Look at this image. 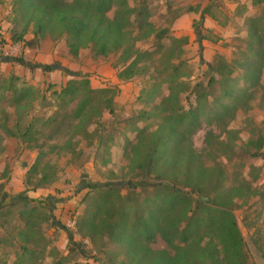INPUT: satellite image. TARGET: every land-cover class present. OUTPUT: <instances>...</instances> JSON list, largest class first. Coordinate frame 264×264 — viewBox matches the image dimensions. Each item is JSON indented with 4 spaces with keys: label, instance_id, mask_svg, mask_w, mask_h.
Instances as JSON below:
<instances>
[{
    "label": "rangeland",
    "instance_id": "374dc122",
    "mask_svg": "<svg viewBox=\"0 0 264 264\" xmlns=\"http://www.w3.org/2000/svg\"><path fill=\"white\" fill-rule=\"evenodd\" d=\"M128 1L130 6L140 2ZM252 1L254 5L251 9H248L250 5L247 0L240 3L242 6L231 0H147V4L154 27L170 31L168 39L163 42L164 48H174L175 56L180 54L184 61L178 73L184 89L180 104L186 110L206 105L204 101L202 104L196 101L194 89L199 84L202 87L197 89L198 93H211L207 101L214 110L219 107L232 109L238 104L237 111L229 110L221 118H217V112H213L212 118L204 117L191 142L205 168L219 166L223 170L222 195L233 200V213L244 238L247 264H264V147L258 152L250 145L264 137V76L258 86L249 87L243 84L242 71L238 70L234 75L236 87L241 89L243 95L237 103V100L228 102L221 98V79L211 71L220 58L232 65L246 63L249 43L247 19H260V27L264 30V0ZM13 2L0 0L4 21H12ZM3 26H0V31L6 34H0V80L17 77L20 81L15 85L20 87L25 83L33 89V93L18 114L11 101H0V111L6 110L12 115L7 123H1L0 151L5 139H11L8 149L18 156L14 164L18 172L15 183L20 188L21 183L25 186V190L12 192L9 201L4 204L9 205L17 198L13 203L16 206L7 207L0 213V264H18L17 259L21 256L29 258L21 250L27 233L24 220L20 217L21 211L34 212L36 231L45 240L41 242V247L48 244L46 251H36L38 259L35 264H135L133 255L128 256L125 246L107 244L102 250L94 249L88 240L78 234L76 223L87 201L98 188L109 183L125 185L130 182L127 175L129 161L124 153L136 143L138 132L134 131L147 129L153 132L159 124L154 117L146 118L144 113L151 111L152 106L144 105L139 97L144 91L149 92L154 84L161 89L156 104L168 96L169 86L163 84L164 78L169 77L163 70L165 68L160 65L157 71L154 68L150 74L124 83L118 79L117 70L113 68L118 59L116 55L95 59L92 51L87 49L75 59L69 55L65 39L51 36L45 38L43 47L39 43L35 49L24 48L23 43H13V34L8 32L11 24L8 30L6 25ZM31 31L25 37L27 41L33 39ZM174 40L180 43L172 45ZM137 46L142 51L153 52L157 49L152 40L142 41ZM54 54L59 55L56 58L44 57ZM6 59L24 60L25 65L19 61L5 64L3 61ZM173 63L179 62L174 59ZM30 67H34V70L31 71ZM42 68L51 71H43ZM213 78L216 82L207 88ZM82 79L88 80L93 90L118 89L114 112H104L92 125L87 126L89 136L75 133L77 124L69 119L76 102L62 105L54 94L60 92L69 81ZM28 111L29 115L25 117ZM19 115L22 116L21 132L33 117L42 120L37 123V128L43 121H49L56 115L59 120L44 130L41 136L37 135V143L27 144L12 136L18 133L13 126ZM58 132L61 134L57 135ZM209 135L222 143V150L207 146ZM70 138L74 150L68 152L64 150V145ZM39 157V170L47 163L50 168L47 171V184L45 182L42 188L35 189L42 173L34 175L31 171ZM0 161L3 162L2 158ZM9 169L8 165L5 179L11 173ZM118 176L122 179L116 180ZM176 184L182 185V182ZM126 188L123 196L129 192ZM153 194V188L138 189L133 197L142 201ZM24 200H29L28 206H24ZM2 204L0 201V207ZM206 228H202L193 241L200 242L203 247L216 246L217 254L213 252L216 264H229L221 254L217 231L210 233ZM28 248L33 251L31 245ZM149 248L173 255L159 235ZM206 264H210L209 260Z\"/></svg>",
    "mask_w": 264,
    "mask_h": 264
},
{
    "label": "trees",
    "instance_id": "16d2710c",
    "mask_svg": "<svg viewBox=\"0 0 264 264\" xmlns=\"http://www.w3.org/2000/svg\"><path fill=\"white\" fill-rule=\"evenodd\" d=\"M260 23L261 20L255 18L246 21L249 38L246 63L232 65L220 58L211 69L221 79V98L228 102L237 100L238 103L242 99L243 94L236 87L234 77L238 70L242 71L243 84L249 87L258 86L264 76V30ZM10 24L8 32L13 34V43H23L24 48L35 49L42 39L51 36L65 39L69 55L75 59L87 49L92 51L95 59L118 56L113 68L117 70L118 79L124 83L144 77L154 68L157 71L160 65L169 76L163 80V84L169 86V94L160 104L155 103L161 94L159 85L154 84L149 92L144 91L139 97L144 105L152 106L151 111L144 114L146 118L158 119V127L153 132L147 129L134 131L138 132L136 143L124 153L128 157L127 175L131 180L125 185H104L87 201L76 223L82 239L88 240L97 250H102L107 244L125 246L128 256L133 255L135 264H206L207 260L210 264H216L217 259L214 261L213 256V252L217 254L216 246L203 247L200 242L193 241L206 226L210 233L217 231L221 254L229 264H247L244 238L233 213V200L222 195L223 170L219 166L205 168L191 142L204 117L212 118L213 112H217V118H221L229 110L237 111L238 104L232 109L219 107L214 110L207 101L211 93L197 92L202 87L200 84L194 89L196 101L198 104L204 101L206 105L186 110L180 104L184 89L178 73L184 61L180 54L175 56L174 48H164L163 42L168 39L170 31L154 27L147 0H140L136 6H130L128 0H14ZM30 29L33 39L27 41L25 37ZM146 40L155 42L157 49L153 52L140 50L138 43ZM176 43L180 41L174 40L172 45ZM174 59L179 63L171 64ZM3 62L25 65L24 60L17 59ZM30 70H34V67H30ZM42 70L51 71L49 68ZM19 81L17 77L0 80V101H11L16 114L33 93V89L25 83L20 87L15 85ZM215 82L214 78L211 79L207 88H211ZM117 92V88L93 90L89 81L82 79L69 81L60 92L54 94L62 105L76 102L69 119L77 124L75 133L89 136L87 126L92 125L104 112H114ZM28 115L29 111L25 117ZM11 118L12 115L6 110L0 111V129L2 121L7 123ZM21 119L19 115L13 126L18 133L13 134L10 127L7 130L12 136L30 144L37 143V135L41 136L44 130L59 120V116L43 121L39 128L37 123L42 120L33 117L22 132L19 129ZM206 143L210 149L222 150V143L216 142L213 135L207 137ZM250 145L259 152L264 147V137ZM64 150H74L71 138L66 141ZM39 162L40 157L31 171L34 175L42 173L35 189L42 188L45 182L47 184V171L50 168L47 163L39 170ZM120 179V176L116 178ZM179 181L182 185L176 184ZM151 182H154L152 186ZM125 187L129 192L123 196ZM149 188L154 189L151 197L142 201L133 197L138 189ZM6 195L4 185H0V197ZM15 201L17 198L13 203ZM23 203L28 206L29 200ZM15 206L12 204L10 207ZM33 213L20 212L27 231L21 250L29 258L21 256L17 259L18 264H35L38 259L36 251L48 249V244L41 247V242L45 240L36 231ZM158 235L173 251V255L149 248ZM30 245L33 251L28 248Z\"/></svg>",
    "mask_w": 264,
    "mask_h": 264
},
{
    "label": "crops",
    "instance_id": "0c3cea01",
    "mask_svg": "<svg viewBox=\"0 0 264 264\" xmlns=\"http://www.w3.org/2000/svg\"><path fill=\"white\" fill-rule=\"evenodd\" d=\"M163 1L164 0H162V2ZM231 1H233V2L235 1V3L237 5H239V6H242V5H240V3L241 4L243 3V0H231ZM248 1H249V5H250L248 7V9H251L253 7L254 3H253L252 0H247V2ZM3 13L4 12H1V10H0V22H1L0 23L1 25L0 26L6 25L7 26V29L6 30H8L9 27H10V22H9V20L4 21L5 17H4V15H2ZM7 14H9V13L7 12ZM3 28H4V26H3ZM0 34L3 35V34H6V33L5 32L2 33L0 31ZM44 42L46 43V39H44L42 42H40V47H43V45L45 44ZM56 50H57V48H56ZM58 55L59 54H54L52 56H49V55L45 56L44 55V57H46V58H56ZM3 63L8 64L6 62H3ZM10 141H11V139L6 138L5 141H4V143H3V145L5 147L7 145V148H4V146H3L2 151H0V158H2V160H3V162L0 161V185H4L5 184L4 185V192L7 194L3 198H2V196L0 197L1 198L0 201H1V203H3L2 206L0 207V213H2L4 211V209H6L7 207L12 206L13 203H9V205H6V206L4 205L6 201H9V199H10L9 196L12 195V192L18 191V190H25V186H23V183H21V188L19 187V185H17L15 183L16 182L15 179H17V177H18V175H17L18 172H17V167L14 164L17 162L18 156H16L15 153L11 152L10 149H8L9 148L8 147V144H9ZM8 165H9V168H10L9 170L11 171V173L7 176V178H6L7 180H6L5 179V177H6V174L5 173H7L6 172V169H7ZM14 193H16V192H14ZM29 198H32V197L30 196ZM14 200L15 199H13L12 202Z\"/></svg>",
    "mask_w": 264,
    "mask_h": 264
}]
</instances>
